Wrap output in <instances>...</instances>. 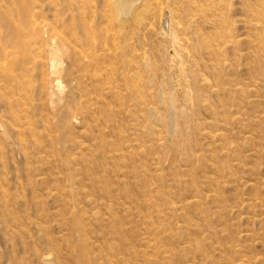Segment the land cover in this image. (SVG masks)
Here are the masks:
<instances>
[{
  "label": "rangeland",
  "instance_id": "374dc122",
  "mask_svg": "<svg viewBox=\"0 0 264 264\" xmlns=\"http://www.w3.org/2000/svg\"><path fill=\"white\" fill-rule=\"evenodd\" d=\"M150 1L0 0V264H264V0Z\"/></svg>",
  "mask_w": 264,
  "mask_h": 264
},
{
  "label": "bare ground",
  "instance_id": "6f19581e",
  "mask_svg": "<svg viewBox=\"0 0 264 264\" xmlns=\"http://www.w3.org/2000/svg\"><path fill=\"white\" fill-rule=\"evenodd\" d=\"M138 0H114V3H115V5L117 6V8H118V10L120 11V13H121V15H124L130 8H132L133 6H134V4L137 2ZM149 1L150 0H147V2L149 3ZM145 2V1H144ZM151 2V1H150ZM193 2V1H192ZM199 2V1H198ZM145 4V3H144ZM217 4V3H216ZM264 4V3H263ZM201 5V4H200ZM11 7H12V5H10ZM198 6H199V4H198ZM261 6V5H260ZM264 6V5H263ZM17 7V6H16ZM200 7V6H199ZM212 7V6H211ZM262 7V6H261ZM180 8V7H179ZM218 8V7H217ZM264 8V7H263ZM177 9V8H176ZM179 10V9H178ZM181 10H183V9H181ZM194 10V9H193ZM202 10H203V8H202ZM207 11V10H206ZM211 11V10H210ZM209 11V12H210ZM20 12V11H19ZM175 12V11H174ZM173 12V13H174ZM182 12V14H184L185 12L184 11H181ZM200 12V11H199ZM5 13V12H4ZM172 13V14H173ZM191 13V12H190ZM181 14V15H182ZM10 15V14H9ZM171 15V14H170ZM21 16V15H20ZM212 16H213V14H212ZM7 17V16H6ZM174 17V16H173ZM173 17H172V15H171V17L169 18V21H168V26H169V30H168V34L167 35H169L172 39H174L173 41H176L177 39H176V37H177V32H176V29H180L181 30V27H180V25H177V26H174V23H173ZM217 18V17H216ZM258 18V17H257ZM8 19V18H7ZM188 19V18H187ZM189 20V19H188ZM218 20V19H217ZM258 20V19H257ZM15 21V20H14ZM216 21V20H215ZM171 23H172V25H171ZM216 23H217V21H216ZM37 24V23H36ZM250 24V23H249ZM259 24V23H258ZM256 25V26H259V25ZM11 25V24H10ZM261 25H263L262 23H261ZM255 26V27H256ZM8 27V26H7ZM6 27V28H7ZM44 28H48V26H45V25H42V26H39L38 25V29H44ZM257 28V27H256ZM261 28V27H260ZM36 29V28H35ZM45 29V30H46ZM168 29V28H167ZM183 29V28H182ZM31 30V29H30ZM255 30V29H254ZM10 31V30H9ZM12 31V30H11ZM42 31V30H41ZM18 32V31H17ZM38 32H39V30H38ZM234 32V31H233ZM12 34H14L15 33V35L17 34L16 33V31L14 30V31H12L11 32ZM258 34V33H257ZM7 35V34H6ZM9 36V35H8ZM16 36H18V35H16ZM16 36H14L13 38H15ZM262 36V35H261ZM5 37V36H4ZM7 37V36H6ZM5 37V43H6V45L7 44H9L10 45V47L11 48H14L15 46L16 47H19V46H17L18 44L16 43V42H13V40H12V38H11V35H10V37H7L6 38ZM21 37H23V36H21ZM176 39V40H175ZM12 40V41H11ZM257 40V39H256ZM177 42V41H176ZM3 43V44H2ZM65 44V43H64ZM64 44H63V41H62V39H60V36L57 34V33H54L52 36H51V40L49 41V42H47L46 44H45V48L43 49V50H40V52H46V61H45V63L46 64H48V68H49V66H50V68H51V72L49 73L50 75H49V77H48V79H46V80H48V82L53 86V87H55L56 88V92L58 93V94H62L63 92H62V89H61V84H60V82H59V73H60V68H59V66L58 65H56V60H55V56L56 55H58L59 54V48L60 47H62L63 48V46H64ZM260 44V43H259ZM262 44V43H261ZM1 48H0V51H1V53L3 54H5L6 52H5V49H6V46L4 47V38H3V40H1ZM21 45V44H20ZM33 45V44H32ZM8 46V45H7ZM24 46V45H23ZM66 47H67V45H66ZM8 48V47H7ZM9 50H11L10 48H9ZM8 50V52L10 53V51ZM18 50V49H17ZM22 50V49H21ZM25 50V49H24ZM29 50H31V49H29ZM38 50V49H37ZM69 50V49H68ZM264 51V50H263ZM25 52V51H24ZM32 52V51H31ZM61 52V51H60ZM262 52V51H261ZM16 53V52H15ZM69 53V52H68ZM74 53V52H73ZM78 53V52H77ZM76 53V54H77ZM3 54V55H4ZM13 54V53H12ZM28 54H29V52H28ZM75 54V53H74ZM73 54V58L75 57H77V55H74ZM175 54V53H174ZM263 54V53H262ZM1 55V54H0ZM15 55V54H14ZM24 55H25V53H24ZM26 55H27V53H26ZM60 55V54H59ZM178 55V54H177ZM5 57H6V54L4 55ZM22 56V55H21ZM28 56V55H27ZM36 56V55H35ZM63 56H67V51L63 54ZM68 56H70V55H68ZM68 56H67V58H68ZM72 56V55H71ZM0 57H2V56H0ZM13 57V56H12ZM15 57V56H14ZM18 57V56H17ZM30 57V56H29ZM38 57V56H37ZM3 58V57H2ZM1 58V60L3 61V59ZM18 58H20V56L18 57ZM18 58H16L15 57V59H17V60H19ZM23 58V60L22 61H24L26 64H28V62H26V59H28V58H25V57H22ZM22 58H20V60L22 59ZM78 58V57H77ZM7 59V58H6ZM13 59V58H12ZM30 59H31V57H30ZM34 59V58H33ZM44 59V60H45ZM70 59V58H69ZM71 59H72V57H71ZM70 59V60H71ZM16 60V61H17ZM19 60V61H20ZM29 60V59H28ZM32 60V59H31ZM36 60V59H35ZM34 60V61H35ZM38 60V59H37ZM43 60V61H44ZM69 60V61H70ZM72 60H75V59H72ZM1 61V62H2ZM33 61V62H34ZM76 61H77V59H76ZM24 62H22V63H24ZM31 62V61H30ZM75 62V61H74ZM93 62V61H92ZM16 63H18V61L16 62ZM24 63V64H25ZM42 63V62H41ZM44 63V64H45ZM82 63V62H81ZM11 64H12V62H11ZM14 65H15V62L13 63ZM30 64V63H29ZM28 64V65H29ZM71 64V63H70ZM86 64V63H85ZM34 64H32V66H33ZM5 66V65H4ZM17 66V65H16ZM41 66V65H40ZM44 66V65H43ZM43 66H41V67H43ZM133 66V65H132ZM3 67V66H2ZM17 68V67H16ZM23 68L24 67H22V65H21V68L18 66V69L20 70V69H22L23 70ZM34 68V67H33ZM40 68V67H39ZM48 68H47V70H48ZM15 70V69H14ZM5 71V70H4ZM21 71V70H20ZM30 71V70H29ZM32 71V70H31ZM34 71V70H33ZM50 71V70H49ZM9 72V71H8ZM8 72H6V73H8ZM22 72V71H21ZM46 72V71H45ZM48 72V71H47ZM18 72H16L15 74H17ZM27 73H29L28 72V69H27ZM1 74H3V73H1ZM22 74H25V72L23 73L22 72ZM21 74V75H22ZM48 74V73H47ZM11 75V74H10ZM14 75V74H13ZM29 75H31V74H29ZM23 76V75H22ZM21 76V77H22ZM46 77V76H45ZM14 78H16V76L14 77ZM13 78V79H14ZM17 79V78H16ZM41 79V78H40ZM19 80V79H18ZM21 81V80H20ZM16 82H17V80H16ZM24 83V82H23ZM18 84H20V82L19 83H17V85H16V87L18 86ZM49 85V84H48ZM14 86V85H13ZM20 86V85H19ZM43 87H44V84L42 85ZM46 88H47V86H46ZM18 89V88H17ZM21 89V88H20ZM13 90H14V88H13ZM54 90V89H53ZM24 91V90H23ZM15 92V91H14ZM20 92H21V90H20ZM56 92H54V93H56ZM65 93V92H64ZM13 94V93H12ZM11 94V96H13ZM50 94V93H49ZM66 94V93H65ZM50 96V95H49ZM53 96H55V95H53ZM65 97V96H64ZM62 99H63V97H62ZM64 100V99H63ZM62 100V101H63ZM13 101L14 100H12V103H13ZM17 101H18V99H17ZM16 101V102H17ZM15 102V103H16ZM19 102V101H18ZM59 102H61V101H59ZM18 105V104H17ZM169 105H170V103H169ZM13 106V105H12ZM173 107V106H172ZM14 109H16V108H14ZM12 113V112H11ZM206 124V123H205ZM22 125V124H21ZM28 125V124H27ZM22 127V126H21ZM25 131V130H24ZM214 137H217V139L219 140H222V134H218V135H215ZM219 140V141H220ZM156 245V244H155ZM155 245H153V246H155ZM120 257V256H119ZM205 257V256H204ZM157 261V260H156ZM238 264H243V263H238Z\"/></svg>",
  "mask_w": 264,
  "mask_h": 264
}]
</instances>
